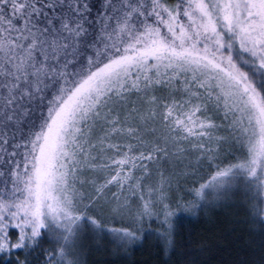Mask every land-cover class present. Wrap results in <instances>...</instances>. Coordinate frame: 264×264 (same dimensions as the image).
Masks as SVG:
<instances>
[{
	"label": "snow or ice",
	"instance_id": "6c2138e0",
	"mask_svg": "<svg viewBox=\"0 0 264 264\" xmlns=\"http://www.w3.org/2000/svg\"><path fill=\"white\" fill-rule=\"evenodd\" d=\"M214 209L264 264V0H0V264H178Z\"/></svg>",
	"mask_w": 264,
	"mask_h": 264
},
{
	"label": "trees",
	"instance_id": "16d2710c",
	"mask_svg": "<svg viewBox=\"0 0 264 264\" xmlns=\"http://www.w3.org/2000/svg\"><path fill=\"white\" fill-rule=\"evenodd\" d=\"M233 215L238 217L241 213L230 209H214L208 216L201 215L199 218L185 221L178 229L180 233L178 255L175 257L178 264H185V262L187 264H219L221 259L242 260L245 264L257 262L258 264L260 260L258 244L255 251H238L234 248L231 256H226L224 254L226 250H221L225 229L232 227L231 224L227 223V220ZM238 227L244 229L243 235L247 239L249 235L247 228L250 226L239 225ZM205 244L211 247L201 251L202 245ZM91 259H94L96 264H154L157 258L150 256L146 250L137 249L129 257L104 253L94 254Z\"/></svg>",
	"mask_w": 264,
	"mask_h": 264
},
{
	"label": "rangeland",
	"instance_id": "374dc122",
	"mask_svg": "<svg viewBox=\"0 0 264 264\" xmlns=\"http://www.w3.org/2000/svg\"><path fill=\"white\" fill-rule=\"evenodd\" d=\"M212 210L209 211V213H211ZM209 213L207 214V216L209 215Z\"/></svg>",
	"mask_w": 264,
	"mask_h": 264
}]
</instances>
